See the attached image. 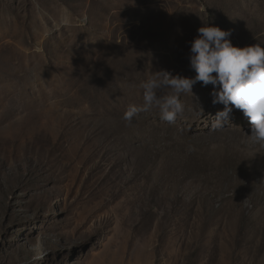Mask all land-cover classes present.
<instances>
[{
  "label": "rangeland",
  "instance_id": "374dc122",
  "mask_svg": "<svg viewBox=\"0 0 264 264\" xmlns=\"http://www.w3.org/2000/svg\"><path fill=\"white\" fill-rule=\"evenodd\" d=\"M207 25L264 47V0H0V264H264L250 118L214 130L198 82L173 123L123 119L154 72L195 77Z\"/></svg>",
  "mask_w": 264,
  "mask_h": 264
},
{
  "label": "clouds",
  "instance_id": "9594fccd",
  "mask_svg": "<svg viewBox=\"0 0 264 264\" xmlns=\"http://www.w3.org/2000/svg\"><path fill=\"white\" fill-rule=\"evenodd\" d=\"M70 22L67 17L60 21L62 25ZM231 35V31L216 26L200 27L190 42L189 62L195 77L173 75L164 69L154 72L141 85L143 104L129 105L123 119L131 123L138 113L158 108L160 119L173 123L186 110L181 95L190 93L193 96V86L202 82V86L213 88L212 104L224 106L217 112L212 128L224 130L234 107L250 118V134L244 133L246 139L241 140V145L249 151L264 147V47L260 44L235 47L229 39ZM165 90L170 92L160 94ZM197 105L202 115L203 107Z\"/></svg>",
  "mask_w": 264,
  "mask_h": 264
},
{
  "label": "bare ground",
  "instance_id": "6f19581e",
  "mask_svg": "<svg viewBox=\"0 0 264 264\" xmlns=\"http://www.w3.org/2000/svg\"><path fill=\"white\" fill-rule=\"evenodd\" d=\"M261 38H263V36Z\"/></svg>",
  "mask_w": 264,
  "mask_h": 264
}]
</instances>
